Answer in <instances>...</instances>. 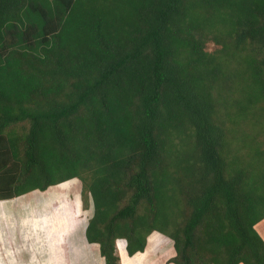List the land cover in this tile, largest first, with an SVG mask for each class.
Segmentation results:
<instances>
[{
	"label": "trees",
	"instance_id": "16d2710c",
	"mask_svg": "<svg viewBox=\"0 0 264 264\" xmlns=\"http://www.w3.org/2000/svg\"><path fill=\"white\" fill-rule=\"evenodd\" d=\"M72 178L105 264H264V0H0V200Z\"/></svg>",
	"mask_w": 264,
	"mask_h": 264
},
{
	"label": "crops",
	"instance_id": "0c3cea01",
	"mask_svg": "<svg viewBox=\"0 0 264 264\" xmlns=\"http://www.w3.org/2000/svg\"><path fill=\"white\" fill-rule=\"evenodd\" d=\"M34 192L48 193L36 189L0 201V264H105L99 245L85 237L87 222L75 216L70 219L68 211L61 212L65 208L63 204L71 205L77 214L83 212L80 192L76 208L68 197L62 201L46 198L50 211L39 202L44 199L29 198ZM153 232L158 234L150 233L145 249L132 256L126 251L125 239H117L116 245L122 244L117 248L120 264H176L168 261L175 254L171 239Z\"/></svg>",
	"mask_w": 264,
	"mask_h": 264
},
{
	"label": "rangeland",
	"instance_id": "374dc122",
	"mask_svg": "<svg viewBox=\"0 0 264 264\" xmlns=\"http://www.w3.org/2000/svg\"><path fill=\"white\" fill-rule=\"evenodd\" d=\"M219 46H220L219 44H217L216 42H214L212 40L206 42V49H208L210 51L215 50ZM58 174H59V172H56V175H58ZM80 184L81 183H80L79 180L77 181L76 178H72V179H69V180H66L64 182H61V183H58V184H55L53 186L48 187V189H47V192H48L47 194L48 195L46 194V192H44L43 194L39 193V192H34V193H31L29 195V198L30 199H44L45 201L41 200L39 202L44 203V205L50 211L51 210L50 209L51 207H49L50 203L46 201L47 200L46 198H49V199H52V200L55 199V198L56 199L59 198L62 201L64 199L66 200V198L68 197L69 199L72 200L71 204L73 206H75V208H76V205H78V200H77L78 196L77 195L79 194L80 189H81ZM3 200H5V199H3ZM4 204H6V203H4ZM4 204H3V206L5 207ZM63 205L66 208V210H65V208H63V209H61V212H64V211L67 212L68 211L69 217L72 216L70 219H74V216L75 217H80L81 220L84 221V223L88 221V219L91 217L92 212H93L91 204H90V207L87 210H83V212H80L78 214H77V212L75 213V209L73 210V207H71V205L70 206L69 205L65 206V204H63ZM56 220L60 221L59 219H56ZM255 228L258 231V233L260 234V236L264 239V218L262 220H260L257 223V225H255ZM154 233H156V234H154ZM152 234H154V236H155L158 233L157 232H152ZM170 242H171L170 244L173 245V241L171 240ZM117 243H119V242H117ZM151 243H152V241H151ZM63 246H67V245L65 244ZM117 248H119L118 245H117Z\"/></svg>",
	"mask_w": 264,
	"mask_h": 264
},
{
	"label": "bare ground",
	"instance_id": "6f19581e",
	"mask_svg": "<svg viewBox=\"0 0 264 264\" xmlns=\"http://www.w3.org/2000/svg\"><path fill=\"white\" fill-rule=\"evenodd\" d=\"M118 247L121 248L122 247V244L121 243H118Z\"/></svg>",
	"mask_w": 264,
	"mask_h": 264
}]
</instances>
